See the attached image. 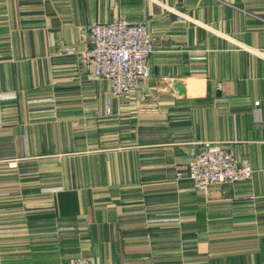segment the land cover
Wrapping results in <instances>:
<instances>
[{
  "label": "crops",
  "instance_id": "obj_1",
  "mask_svg": "<svg viewBox=\"0 0 264 264\" xmlns=\"http://www.w3.org/2000/svg\"><path fill=\"white\" fill-rule=\"evenodd\" d=\"M118 22L155 47L123 99L81 58L91 25ZM205 142L251 179L195 189ZM0 254L264 264V0H0Z\"/></svg>",
  "mask_w": 264,
  "mask_h": 264
},
{
  "label": "built area",
  "instance_id": "obj_2",
  "mask_svg": "<svg viewBox=\"0 0 264 264\" xmlns=\"http://www.w3.org/2000/svg\"><path fill=\"white\" fill-rule=\"evenodd\" d=\"M88 43L82 59L93 77L109 82L112 97L129 98L150 78L149 59L155 47L145 24H95L89 29ZM135 104L128 102L131 107ZM109 105L110 100H107V115H111ZM252 174L248 161H238L230 148L205 142L199 151L192 153L185 175L195 189L207 190L245 183ZM246 199L252 200V197ZM68 264L98 263L93 257L76 256L70 258Z\"/></svg>",
  "mask_w": 264,
  "mask_h": 264
},
{
  "label": "water",
  "instance_id": "obj_3",
  "mask_svg": "<svg viewBox=\"0 0 264 264\" xmlns=\"http://www.w3.org/2000/svg\"><path fill=\"white\" fill-rule=\"evenodd\" d=\"M175 88L177 89L179 95H183L185 93L183 85L175 83Z\"/></svg>",
  "mask_w": 264,
  "mask_h": 264
},
{
  "label": "rangeland",
  "instance_id": "obj_4",
  "mask_svg": "<svg viewBox=\"0 0 264 264\" xmlns=\"http://www.w3.org/2000/svg\"><path fill=\"white\" fill-rule=\"evenodd\" d=\"M96 24H103V23H96ZM106 24H112V23H106ZM138 24V23H137ZM93 25H95V24H93ZM93 25H91V26H93ZM90 26V27H91ZM90 27L87 29V37H88V32H89V29H90ZM83 55V54H82ZM82 58V57H81Z\"/></svg>",
  "mask_w": 264,
  "mask_h": 264
}]
</instances>
